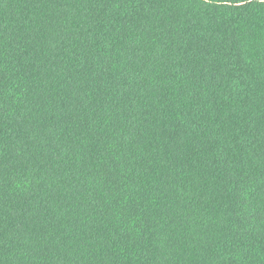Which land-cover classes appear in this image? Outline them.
Returning <instances> with one entry per match:
<instances>
[{"label": "trees", "instance_id": "obj_1", "mask_svg": "<svg viewBox=\"0 0 264 264\" xmlns=\"http://www.w3.org/2000/svg\"><path fill=\"white\" fill-rule=\"evenodd\" d=\"M0 264H264V0H0Z\"/></svg>", "mask_w": 264, "mask_h": 264}]
</instances>
